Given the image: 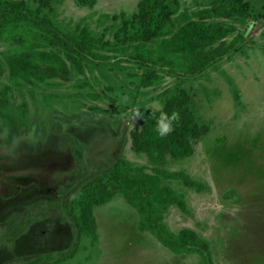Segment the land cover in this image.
Returning <instances> with one entry per match:
<instances>
[{
  "label": "rangeland",
  "instance_id": "374dc122",
  "mask_svg": "<svg viewBox=\"0 0 264 264\" xmlns=\"http://www.w3.org/2000/svg\"><path fill=\"white\" fill-rule=\"evenodd\" d=\"M25 1L32 9L38 6V0ZM99 1L91 8L57 0L45 14L63 30L87 28L94 37L113 41L121 19H130L140 1ZM247 1L251 18L236 23L245 35L241 50L196 79L165 74L152 89L141 88L143 69L115 54L106 62L87 61L86 72H75L70 83L18 87L9 75L0 79V90L13 87L9 108L0 109V157L20 169L0 171V264H264V0ZM208 3L184 0L182 12L187 16ZM12 44L0 37V56ZM179 82L210 131L193 157L169 169L186 171L205 190L168 182L184 194L187 211L171 208L165 223L174 233L195 230L209 249L176 253L140 232L138 214L123 197L94 210L97 239L80 235L73 197L106 180L123 158L148 164L132 150L130 134L140 127L137 112L143 106L162 110L163 92L177 93ZM160 119L169 125L165 115ZM19 217L28 218L31 229L4 244L2 234Z\"/></svg>",
  "mask_w": 264,
  "mask_h": 264
},
{
  "label": "trees",
  "instance_id": "16d2710c",
  "mask_svg": "<svg viewBox=\"0 0 264 264\" xmlns=\"http://www.w3.org/2000/svg\"><path fill=\"white\" fill-rule=\"evenodd\" d=\"M56 1L38 0L37 8L32 9L25 0H0V37L13 41L11 48L1 53L0 79L9 75L10 83L18 87L70 83L75 72H86L87 61L106 62L111 57L108 54L121 55L124 61L143 69L141 88L152 89L163 82L165 74L196 79L241 50L245 35L236 23L252 15L247 0H209L188 17L182 12L184 0H140L137 12L130 19H121L111 41L105 36L94 37L87 28L74 32L61 29L45 14ZM75 1L82 7L97 4L96 0ZM177 19L184 21L178 24ZM177 88V93L169 89L163 92L167 98L162 110L143 106L137 112L140 127L130 134L132 150L144 155L148 164L136 165L123 158L107 172L106 180L89 184L73 197L72 210L80 235L97 239L94 210L123 197L138 214L140 232L151 233L176 253L209 249L195 230L174 233L165 223L171 208L187 211L184 194L168 182L178 181L199 193L205 190V185L186 171L169 169L171 163L193 157L196 146L210 131L181 82ZM12 90L11 85L0 90V109L9 108ZM173 114L176 119H172ZM162 115L171 127L164 135L158 131ZM25 230L26 226L13 223L6 235L17 237Z\"/></svg>",
  "mask_w": 264,
  "mask_h": 264
},
{
  "label": "flooded vegetation",
  "instance_id": "af4514ba",
  "mask_svg": "<svg viewBox=\"0 0 264 264\" xmlns=\"http://www.w3.org/2000/svg\"><path fill=\"white\" fill-rule=\"evenodd\" d=\"M51 174H53V173H51ZM21 175H23V173H21ZM29 175H31L30 174V172L29 173H25V175L24 176H29ZM2 179V178H1ZM31 184V183H30ZM30 184H28L27 183V185H30ZM20 187V186H19ZM0 205H1V203H0ZM3 211H4V204L2 205V206H0V217L2 216L3 217ZM21 219V220H20ZM32 220V219H31ZM19 223L20 225H24V226H26V224L28 225L29 223H31L30 222V220L27 218V220L25 221V222H23V219L22 218H17L15 221H13V222H11V224H8L9 225V227L13 224V223ZM8 227V228H9ZM29 229H31V228H29V227H27L26 226V230H25V233L24 234H22V235H20V236H17V237H8L7 235H6V230H7V228L5 229V232L2 234V236H1V241H3V242H6V243H4V244H6V245H9L13 240H16V239H18V238H20V237H23V236H25V235H27L28 233L27 232H29ZM61 252H64V251H60V252H58V253H61Z\"/></svg>",
  "mask_w": 264,
  "mask_h": 264
},
{
  "label": "water",
  "instance_id": "95a60500",
  "mask_svg": "<svg viewBox=\"0 0 264 264\" xmlns=\"http://www.w3.org/2000/svg\"><path fill=\"white\" fill-rule=\"evenodd\" d=\"M13 164H14L13 166H10V162L7 159H5L4 157H2V158L0 157V171L4 170L3 168H8L9 169L8 172H11V170H12V171L16 172L15 174H18L20 169L18 168V166L14 162H13ZM8 172H4L3 174L4 175L10 174Z\"/></svg>",
  "mask_w": 264,
  "mask_h": 264
},
{
  "label": "clouds",
  "instance_id": "9594fccd",
  "mask_svg": "<svg viewBox=\"0 0 264 264\" xmlns=\"http://www.w3.org/2000/svg\"><path fill=\"white\" fill-rule=\"evenodd\" d=\"M176 118H177L176 114H173L172 119H176ZM169 130H170V128H169V125L167 123H164L163 121H161L158 124V131H159L160 135L166 134Z\"/></svg>",
  "mask_w": 264,
  "mask_h": 264
},
{
  "label": "crops",
  "instance_id": "0c3cea01",
  "mask_svg": "<svg viewBox=\"0 0 264 264\" xmlns=\"http://www.w3.org/2000/svg\"><path fill=\"white\" fill-rule=\"evenodd\" d=\"M106 1H107V0H106ZM108 1H109V2H110V4H111V1H112V0H108ZM108 1H107V2H108ZM131 1H132V0H131ZM138 1H140V0H138ZM198 4H199V3H198ZM99 5H100V1L98 0V1H97V6H99ZM106 7H109V8H111V5H107ZM106 7L104 8V9H105L104 11H107V10L109 9V8H108V9H106ZM122 11L125 13V11H126V10H122ZM109 12L111 13V11H110V10H109ZM107 14H108V13H107ZM234 21H235V20H234ZM235 23H236V22H235ZM236 25L238 26V24H236ZM172 77H175V76H172Z\"/></svg>",
  "mask_w": 264,
  "mask_h": 264
}]
</instances>
